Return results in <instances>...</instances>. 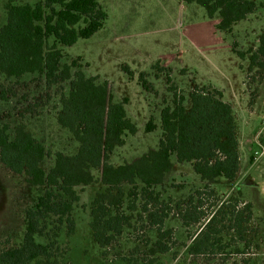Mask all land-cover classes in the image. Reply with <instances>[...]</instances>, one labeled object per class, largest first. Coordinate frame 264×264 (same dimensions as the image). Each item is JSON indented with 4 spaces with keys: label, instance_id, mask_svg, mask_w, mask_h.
Returning a JSON list of instances; mask_svg holds the SVG:
<instances>
[{
    "label": "rangeland",
    "instance_id": "obj_1",
    "mask_svg": "<svg viewBox=\"0 0 264 264\" xmlns=\"http://www.w3.org/2000/svg\"><path fill=\"white\" fill-rule=\"evenodd\" d=\"M7 1L0 0V26L5 21ZM35 1L14 0L15 3ZM97 1L107 14L103 26L92 36L62 47L63 62L79 58L75 69H81L88 77L97 75L99 81H108L114 101L123 97L128 99L125 109L136 126V133L125 136L124 145L112 153L111 163L130 161L149 148L157 147L161 135L160 110L165 105H172L170 84L184 98L185 106H188V93L195 85L221 91L235 116L240 167L234 181L222 178L205 188L189 163L174 162L164 184L155 189L160 192V201H171L164 222V228L171 230L169 238L165 239L169 250L153 256L147 252L156 239V230L146 220V213L141 211L139 196L135 209L128 212L132 217L128 228L114 245L102 249L93 241L89 226L90 203L101 186L93 183L77 187L79 199L72 211L75 231L72 235L62 233L59 237L60 264H264V78L259 79L257 68L248 74L247 59L240 60L232 51L234 41L239 50L256 48L258 36L264 29V0H255L256 10L235 25L232 36L215 28L218 16L209 18L204 8L195 3L186 4L180 0ZM123 65L132 75L122 68ZM140 73L146 74L149 88L142 86ZM22 80L9 100L0 98V123H8L11 130L15 124L24 123L51 154L55 151L74 153L77 143L56 122L59 97L67 93V84L47 87L32 75H26ZM1 85H5L3 88L9 85L2 76L0 91ZM26 100L39 105L36 113L24 112ZM150 117L157 128L145 132ZM52 162V156L47 157L43 167L48 169ZM36 193L23 174L11 173L0 163V247H12L21 242L24 231L22 210ZM230 196L237 197V202H229ZM190 197L196 211L203 215L199 223L183 226L181 214L188 204L183 203L178 208L175 202ZM131 198L126 197L124 207ZM245 205H249L248 209ZM238 210L243 211L241 232L236 231L232 214ZM213 213H219L216 229L223 230L221 243H216L206 254L189 253L186 247L191 238ZM40 240L44 241L43 238ZM225 243L228 247L223 248Z\"/></svg>",
    "mask_w": 264,
    "mask_h": 264
},
{
    "label": "trees",
    "instance_id": "obj_2",
    "mask_svg": "<svg viewBox=\"0 0 264 264\" xmlns=\"http://www.w3.org/2000/svg\"><path fill=\"white\" fill-rule=\"evenodd\" d=\"M180 1L201 6L209 18L218 16L214 26L228 36H232L237 23L257 8L255 0ZM4 10L5 21L0 26V76L9 85L5 88L1 85V100H9L26 75L38 78L47 87L66 83L68 90L59 97L56 122L70 133L77 147L72 154L62 151L51 154L24 123L15 124L12 130L8 123H0V163L11 173L23 174L37 191L22 210L21 242L12 247H0V264H60L59 237L75 231L72 211L79 199L76 188L93 183L101 186L90 203L89 226L96 246L104 249L118 241L130 224L132 217L128 212L135 209L139 196L141 211L156 230V239L147 254L168 252L165 239L169 238L171 230L164 228V222L171 201H160V192L155 189L164 184L174 162L189 163L205 188L222 178L229 182L236 179L240 159L231 105L223 99L221 91L195 85L188 93V106H185L184 98L166 78L168 89L173 93L172 105L160 110L161 135L157 147L149 148L130 161L112 164L110 158L114 150L124 145L125 136L136 133V126L125 109L128 99L114 101L109 82L99 81L97 75L88 77L81 69H75L79 58L63 62L62 49L79 38L92 36L103 26L107 14L101 4L97 0H37L34 3L8 0ZM232 51L240 60L247 59L248 74L257 68L259 79L264 78V29L258 36L256 48L239 50L234 41ZM239 66L243 69L242 64ZM122 68L132 75L127 66ZM145 76L140 73L139 80L144 88H149ZM25 102L24 112L36 113L39 105ZM156 128L150 117L145 132ZM49 156L53 162L45 169L43 162ZM252 159L251 156L250 161ZM127 196L133 199L124 207ZM192 199L175 202L178 208L183 203L188 204L181 214L183 226L199 223L203 215L196 211ZM228 200L237 202L238 199L230 196ZM149 205L154 206L150 209ZM218 214L213 213L191 238L186 247L189 253L206 254L216 243H221L223 230L216 229ZM232 214L236 231L241 232L243 211H232ZM222 247H228V243Z\"/></svg>",
    "mask_w": 264,
    "mask_h": 264
},
{
    "label": "crops",
    "instance_id": "obj_3",
    "mask_svg": "<svg viewBox=\"0 0 264 264\" xmlns=\"http://www.w3.org/2000/svg\"><path fill=\"white\" fill-rule=\"evenodd\" d=\"M216 22H217V20H216Z\"/></svg>",
    "mask_w": 264,
    "mask_h": 264
},
{
    "label": "built area",
    "instance_id": "obj_4",
    "mask_svg": "<svg viewBox=\"0 0 264 264\" xmlns=\"http://www.w3.org/2000/svg\"><path fill=\"white\" fill-rule=\"evenodd\" d=\"M264 123V122H263Z\"/></svg>",
    "mask_w": 264,
    "mask_h": 264
}]
</instances>
